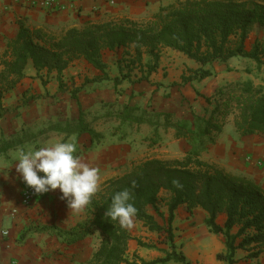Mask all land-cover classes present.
<instances>
[{"label": "trees", "instance_id": "16d2710c", "mask_svg": "<svg viewBox=\"0 0 264 264\" xmlns=\"http://www.w3.org/2000/svg\"><path fill=\"white\" fill-rule=\"evenodd\" d=\"M17 24L15 38L6 41V48L0 54V120L14 112L5 106L4 101L26 78L29 63L38 76L47 73L48 81L49 76L55 74L59 89L63 91V73L76 60H84L102 73V80H110L108 65L104 61L106 51L117 57L120 74L112 79L115 86L124 80L131 81L136 69L144 73V67L147 76H142L138 82L147 81L158 70L163 49L176 51L198 64V69H189V75L181 77L183 85L212 77L209 66L225 64L233 58L248 59L259 68L264 62V41L259 37L264 34V2L255 0H178L175 4L162 6L147 22L124 19L89 23L82 28H70L61 36L31 29L22 20ZM254 30L258 38L247 51L245 43ZM144 55L150 59L147 64L143 62ZM72 97L77 100V94L73 93ZM39 98L27 99L24 95L19 107H26L32 99ZM206 100L214 103L207 120L196 116L189 121L176 119L170 113L155 114L156 118H163V127L175 131L176 139L188 142L190 150L184 159H151L135 165L123 176L104 183L86 206V219L75 228L63 230L45 226L37 231L55 235L71 246L98 230L101 241L89 264H191L175 243L176 211L183 206L190 215L196 209L203 210L207 214L204 223L209 232L223 237L225 250L217 254L218 261L238 264L239 250L246 253L245 261L259 260L264 255L263 188L245 176L203 162L200 156L215 145L231 117L240 138H264V86L255 85L251 80L235 83L217 89ZM139 110L131 106L124 108L127 115ZM152 116L145 118L142 115L139 120L154 121V114ZM124 119L129 121L128 117ZM73 123L67 122L68 129L71 125L76 126L70 134H88L92 144L99 141L100 134L84 122L82 112ZM16 144L19 142L14 139L4 142L6 150ZM174 180H178L182 187L175 186ZM125 189L132 194L130 202L138 210L133 219L157 234L160 245L170 248V251L160 250L163 257L146 261L136 253L130 259L128 251L133 241L146 249L156 247L133 237L130 228L121 227L118 221L105 216L112 196ZM162 194L165 195L162 199L167 216L159 205ZM222 214L226 215L224 226L217 223Z\"/></svg>", "mask_w": 264, "mask_h": 264}, {"label": "crops", "instance_id": "0c3cea01", "mask_svg": "<svg viewBox=\"0 0 264 264\" xmlns=\"http://www.w3.org/2000/svg\"><path fill=\"white\" fill-rule=\"evenodd\" d=\"M12 1L0 0V54L6 48V41L15 38L18 31L17 21L19 20L24 21L31 29H41L50 35L61 36L70 28H82L89 23L106 22L103 19L109 17V15L120 18L126 17L137 22H147L153 18L162 6L175 4V0H145L146 9H141L139 8L138 0H116L115 6L110 5L106 0H59L60 7L57 8V11L51 12L40 8L11 7ZM251 34L245 43L247 51L252 49L254 42L258 38V36L253 38ZM262 36L264 37L263 33L260 34V37ZM179 57L185 56L171 49H163L159 68L148 77L147 81L139 83L138 79H134V73L138 71L136 69L132 74L133 77L131 76V81L124 80L118 86H115L112 81L120 74L115 53L104 52V61L108 65L107 73L110 77L108 81L102 80V73L88 65L84 60H76L63 73L64 85L70 82V84L79 86L80 79L85 80L87 76L92 75L91 79H93V82L90 84L92 88L89 90L90 96H88L90 100L89 103L82 102L84 108L79 109L78 114L72 112L74 116L60 118L58 120L60 125L49 130L51 132V135L49 134L50 140L66 136L68 137V142H74L77 148L75 155L80 161L89 167L98 169L99 184L117 178L127 168L131 170L135 165L147 161V159L142 160L143 156L139 157L137 152V145L143 144L141 142L143 129L150 128L158 138V144L154 147L161 146L160 148H162L161 153L154 156L153 159L165 161L184 159L190 150L188 142L184 139H176L174 136L175 131L163 127V118H156L155 114L170 113L176 119L189 121H193L196 116L207 120L214 108V103H208L206 98H211L217 89L251 79L247 78L244 70L234 67L239 60L233 65L229 64V60L225 64L216 63L212 65L213 76L210 78L203 81H194L186 85L178 81L175 84L176 80H173L171 74L166 78H164L163 74L164 69L171 72V67L176 68ZM187 59V57L182 58V63L187 65L188 68L194 70L199 68L198 64L196 66L191 65ZM149 60V57L144 55V64H147ZM83 70H86L85 73H83ZM143 70L144 73L142 71L141 73L137 72L140 74L139 77L147 76L146 68L144 67ZM234 74L239 76L235 77ZM153 75L154 87L151 86L153 84L151 82ZM183 75L181 73V77ZM55 76V74H51L48 81L47 73L44 72L38 76L33 65L29 63L26 69V78L11 92L24 94L31 91L30 89H36L40 95H44L50 91L49 87L51 86L55 89L53 93H58L60 92L59 83ZM133 82L135 83L134 85L132 84ZM209 82L212 85L208 87ZM107 87L112 88L108 92L113 97L110 102L100 97V93L103 92L101 90ZM116 87L118 89L122 87L126 92L124 94L117 93ZM142 96H146V102L141 100ZM115 103L121 108L118 107L116 109L114 108L115 106L112 108ZM78 104V106H83L81 102ZM94 105H103L104 108L94 114L92 120H87L85 113L91 112V108L95 107ZM5 106L10 108L7 104ZM125 106L138 107L140 109L138 112H143L145 118L154 114V121L146 119L145 121L131 122L129 123L130 125L127 122L123 123L121 116ZM105 108L106 112L103 110ZM84 109L88 110V112H85ZM80 110L83 113L84 122L101 136L99 141L95 140L93 144L88 134H70V132L76 130V126L74 128L71 125L70 129L66 128L68 121L74 125L72 121L79 117ZM116 111L118 114L114 113ZM5 118L0 120V122L4 121ZM24 121L26 120H23V124ZM62 122L66 123L63 124ZM102 126H105V128H101ZM114 126L118 127L116 128L117 135L115 136L111 132ZM232 126L234 127L233 117L230 118L224 127V131L217 138L215 145L202 153L200 160L215 165L228 173L245 176L259 184L264 190V138L259 136L240 138L235 131V127L234 130L232 129V133L228 135L226 131L231 129ZM122 127L126 131L123 130V136H119L118 131L122 130ZM139 129H142V131L140 132ZM234 131L235 133H233ZM13 139L17 140L19 144L11 146L8 150H6L4 145H0V151H3V153H0V158L2 155L7 158V162L0 165V264H9L12 261H16L18 264H89L96 252L93 248L88 247L87 241L89 237L84 241L68 246L61 238L55 235L37 231V229L45 226H56L63 230H71L86 219H84L85 213L82 212L86 207L79 212H70L67 207V201L61 198L62 193L59 189L49 191L44 196L36 199L34 204L29 207L24 206L22 203V194L27 185L16 172L15 165L18 163L16 157L21 150L28 151L47 147V141L44 140L46 143H42L38 137L31 136L28 138L27 135L20 136V134H13ZM36 140H39V142L35 143ZM31 144H35V146L30 149ZM228 155L230 157L227 159L226 156ZM102 174L105 175L102 177ZM162 212L167 216V208L162 210ZM206 215L201 209H196L193 215H190L181 206L176 211L174 221L176 245L178 237L182 236V239H189L192 246V237H194L199 227L203 224L205 225ZM225 221L226 215L218 216L217 223L220 226H224ZM140 228L147 230L142 222L133 219L130 227L133 237L139 239L138 235L140 233L138 229ZM58 239H61L65 246L58 242ZM194 242L198 249L194 251L195 248H192L191 256L190 253L186 255L184 253L186 251L183 248L181 250L187 259L191 260V264H197L199 261L203 262V254L205 253H215L217 255L225 250L222 236L214 235L208 242L198 240ZM159 248L164 249L162 247ZM133 251H136L143 258L141 248L133 249ZM242 252L241 250L238 251V259L241 257Z\"/></svg>", "mask_w": 264, "mask_h": 264}, {"label": "rangeland", "instance_id": "374dc122", "mask_svg": "<svg viewBox=\"0 0 264 264\" xmlns=\"http://www.w3.org/2000/svg\"><path fill=\"white\" fill-rule=\"evenodd\" d=\"M177 1L178 0H175V3ZM238 1H247V0H238ZM255 1L264 2V0H255ZM138 2H139L138 3L139 8L146 9L145 0H138ZM59 3H58V5H59ZM29 4L30 3L28 0H20V2H15V0H13L11 3V7L20 6V7H28L29 9H39L40 8V9L50 10L51 12L57 11V8L60 7L57 5V7H55V8H45V7L41 6V3L40 4L38 3L36 5H29ZM113 6H115V5H113ZM124 19H127V18L126 17L120 18V17H114L112 15H109V17H107L103 20H106V22H107V21H121ZM252 33L253 34H251V36L253 38L255 36H257V33L255 32V30ZM260 40L264 41V37L263 36L260 37ZM182 58H186V57H179V59L177 58L178 59V62L176 63L177 66H176V68L171 67V72L166 71V69H164V74H163L164 78L168 77L169 74H171V77L173 78V80H176L174 82L175 84H177L178 82H182L181 81V73H183L184 75H189L188 70L190 68H188L187 65L182 63L183 62ZM187 60L191 65H194V66L197 65V63H195L194 61L189 60V59H187ZM238 60H239V62L237 64H235L234 67L240 68L239 70H244V72L247 74V78L251 79V81L255 85H263L264 86V62H263V65L259 68L257 66V64L254 63L253 61H249L247 59H242V58H233L229 61V64L233 65ZM174 61H176V59H174ZM208 68H210L213 71L211 66H209ZM85 71L83 70V73H85ZM137 72L141 73V71L139 69ZM137 72L134 73V79L135 80H137V79L139 80L141 78V77H139L140 74H138ZM234 76L236 77L239 75L234 74ZM91 78H92V75H89L86 77L85 80L80 79V82H79L80 85L79 86H75L74 84H70V82H68V84H65L63 91H60L58 93H53V91H55V89L51 86L49 87L50 91H48L44 95H40L38 93V90H36V89H30L31 91L24 93L26 95L25 97L27 99H31L35 96H40V98L35 99V100L32 99L30 104L26 107H19L23 102L22 96L24 94H21V92H20V94H15V93L10 92L6 96L5 104H7L10 107V109H12L14 112L12 114H10L9 116H7L4 121L0 122V145H4L5 141L13 140V134H18V135L20 134V136L27 135L28 138H30L31 136L38 137L41 140L40 142H42V143H46V142H44V140L47 141V147L52 146V144L55 142H68V137H66V136H62V138H59V139L50 140L49 136L51 135L50 134L51 132H49V130L60 125V123H58V120L60 118L62 119L65 116L72 117V116H74L73 113L78 114L79 109L84 108L83 103H89V100H90V98L88 97V96H90L89 90H91V88H92V87H90V84H92V82H93V79H91ZM151 82H153V84L151 86L154 87V75L152 76ZM151 82L149 81V83H151ZM132 84L134 85L135 83H132ZM211 85L212 84L209 82L208 87ZM115 89H116V92L117 93L119 92L120 94H122V93L124 94L126 92V90L122 87H120L119 89H118V87H116ZM111 90H112V88H109V87L101 90L103 92L100 93L101 94L100 97H102L104 100L110 102L111 100H113V97H111V94H108V92H110ZM73 93L78 94L77 100L72 97ZM141 100L146 102V96L145 97L142 96ZM80 102H81V105H83L82 107L78 106L79 105L78 103H80ZM94 106L95 107L91 108L92 109L91 112H88V110L84 109L85 112H88V113H85V117L87 116V120L88 119L92 120L94 114H97L98 112H100V110H102V108H104L103 105L102 106L94 105ZM113 107L117 109L120 106L115 103L112 106V108ZM106 108L103 109L104 112H106ZM77 110H78V112H76ZM80 112H82V111H80ZM114 113L118 114L117 111ZM127 114H128V112H123V114L121 116V120L123 123L127 122L129 124L131 122L132 123L140 122L139 118L143 115V112H138L137 114H131V115H127ZM124 117H128L129 121H125ZM112 119H114V118H112ZM23 120H26V121H24V124H23ZM72 122H74V121H72ZM62 123L64 124L66 122H62ZM110 123H112V122H110ZM113 124L115 125L114 122H113ZM101 128L104 129L105 126H102ZM116 128H118V127L114 126L113 129L111 130L113 136L117 135ZM232 129L234 130L233 126L231 129H228L226 131L228 135H230V133H232V131H233ZM123 130L126 131V129L124 127H122V130L118 131L119 136H123V134H124ZM121 131H122V133H120ZM139 131L141 132L142 129H139ZM235 131L233 133H235ZM9 134H12V135H9ZM141 137H142L141 142L143 144L142 145L140 144V146L137 145V148H138L137 152L139 154V157L143 156L142 160L153 159L154 156H157V154L161 153V149H162V148H160L161 146L154 147L155 145L158 144V138H157L156 134H153V132L150 128L143 129V131L141 133ZM37 142H39V140L35 141V143H37ZM76 142H77V140H76ZM133 144H134V142H133ZM34 146H35V144H31L30 149L33 148ZM229 157H230L229 155L226 156L227 159ZM6 162H7L6 156L2 155L0 158V165L4 164ZM129 171H130V168H127V170L122 171L121 174L118 175V177L123 176L124 174L128 173ZM104 175L105 174H102L101 176L103 177ZM103 185H104V183L99 184V190L102 188ZM27 187L28 186H26L24 188L23 193L25 192ZM163 197H165V195L162 194L161 200L159 202V205H160L162 210H164L166 208L165 201L162 199ZM34 202H32L28 206H26L24 204L23 205L26 207H29V206L33 205ZM22 203H23V194H22ZM82 212L85 213V215H84V219H85L87 217L86 209ZM149 212L154 214L152 209H149ZM159 221H160V223H164L160 219H159ZM176 231H178V229H176ZM138 232L140 233V235H138L139 239L142 240L143 243L149 244L150 246H155L156 249L143 248V247L139 246L136 241H133L131 243V246L129 247L128 256L130 259L133 257L134 254H136V251L134 252L133 249H137V248L138 249L141 248V251L143 253V259H145L146 261L155 260V259H157V256H159V258L164 256V254L160 251L162 249L159 247H162V248L170 251V248L168 246L159 244V237L157 234L151 233L150 231L144 230L143 228L138 229ZM154 234H155V237H154ZM212 237H214V235L211 234L208 231V229L206 228V226L203 224L196 231L194 237H192V240H191L192 246L190 245L189 239H185V238L182 239V236L181 237L179 236L178 240H177V248L179 251H181L183 248V250L186 251L184 253H186V255L190 253V256H191V249L195 248L194 251H196L198 249L195 246V242H194L195 240L202 241V242H208L209 239H211ZM100 241H101V234L98 230H96L93 233V235H91L89 237V240L87 241L88 247L93 248V250L96 251L97 248L99 247ZM58 242H61L63 244L61 239H58ZM63 246H65V244H63ZM203 256H204V261L203 262L199 261L197 264H225V263L217 260V255L215 253H207V254L205 253V254H203ZM245 256H246V253L242 252L241 257H239L240 261L238 264H264V255L261 256L259 258V260H253V261H245ZM170 264H174V263H170Z\"/></svg>", "mask_w": 264, "mask_h": 264}, {"label": "clouds", "instance_id": "9594fccd", "mask_svg": "<svg viewBox=\"0 0 264 264\" xmlns=\"http://www.w3.org/2000/svg\"><path fill=\"white\" fill-rule=\"evenodd\" d=\"M76 151L74 142H55L50 147L21 150L16 157V172L36 193L59 189L70 212L82 211L99 190V172L82 163L75 155ZM173 184L182 187L178 180ZM132 200L129 190L116 192L105 216L118 221L121 227L130 228L138 211L130 202Z\"/></svg>", "mask_w": 264, "mask_h": 264}, {"label": "built area", "instance_id": "2783aa9c", "mask_svg": "<svg viewBox=\"0 0 264 264\" xmlns=\"http://www.w3.org/2000/svg\"><path fill=\"white\" fill-rule=\"evenodd\" d=\"M29 1V5H36V4H40L41 6L45 7V8H55L57 7L59 1L58 0H28ZM110 5H115L116 4V0H106ZM15 2H20V0H15ZM60 6V3L59 5ZM48 193V192H47ZM46 193L44 194H38L36 193L32 188L27 187L25 192L23 193V204L28 206L30 205L32 202H34L36 199H38L39 197L44 196ZM7 234V233H6ZM9 264H18L16 261H12Z\"/></svg>", "mask_w": 264, "mask_h": 264}]
</instances>
